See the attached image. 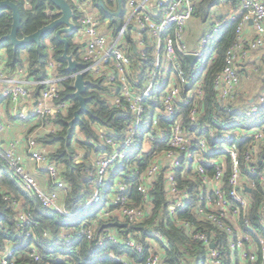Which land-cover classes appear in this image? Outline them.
Masks as SVG:
<instances>
[{"label": "built area", "instance_id": "obj_1", "mask_svg": "<svg viewBox=\"0 0 264 264\" xmlns=\"http://www.w3.org/2000/svg\"><path fill=\"white\" fill-rule=\"evenodd\" d=\"M198 1L125 0L121 7V12L124 9V22L114 31L113 26L106 25L95 13L92 0H67L76 19V34L83 37L76 57L83 65L81 71L85 77L106 84L113 94L110 105L123 108L130 117L126 122L125 137L121 140H117L114 132L99 128L102 146L109 147V152L95 158L93 192L80 210L102 204L100 187L107 183L111 174L116 173L117 168L121 171L113 181L106 206L96 211L97 217L91 223L80 222L73 233L63 231L65 243L84 237L94 241L95 249L108 242L137 252L143 251L145 245L135 238L125 239L110 231L98 235L97 222L108 221L103 225L106 227L114 221L127 222L128 225L141 222L152 209L149 193L152 180L163 171L168 215L176 219L180 212L192 211L197 221L212 226L213 230L209 231L187 220L177 222L205 248L206 256L199 264H223L225 260V264H264V239L255 238L247 217L250 205L248 195L258 183L243 174L239 150L241 143H248L242 152V160L248 164L246 170L256 176L260 186H263L264 172L257 169L261 160L255 152L264 142V130L218 131L214 124L200 118L197 102L203 97V72L200 70L194 79L186 78L180 58L187 59V55L193 54L195 62L192 64L187 60L196 68L210 40L222 29L225 20L216 19L215 24L204 32L201 51H187L183 36ZM238 11V15L234 13L228 17L230 20L239 18L235 30L236 42L227 51L224 68L214 81L219 98L225 102L231 101L237 94L241 82L238 69L241 61L251 51L264 46V0H240ZM249 22H252L253 35L245 37V26ZM3 51L0 50V83L4 88L0 92V102H7L12 115L29 126L25 139L13 138L2 144L7 124L0 115V154L19 177L24 191L34 194L43 207L73 218L75 213L67 211L61 204L66 187L58 165L42 151L37 141L43 133L56 130L45 117L66 114L71 107L70 102L59 98L60 89L55 76L57 64L49 62L46 67L48 77L32 81L26 77L25 66L13 71L6 68ZM130 54L136 58L135 62ZM33 84L41 85L42 89L37 98H32L34 106L23 112L19 106L23 100L31 101L30 86ZM183 106L191 107L186 116ZM263 106L264 96H261L247 105L245 115L253 116ZM140 137L141 153L147 155V162L142 172L135 166L130 170L131 178L140 182L136 190L141 202L135 203L127 184L131 179L124 175L123 165L130 147ZM156 143L162 144L163 148L154 149ZM21 145L25 146L30 160L45 172L50 184L48 190L40 186L19 156ZM227 164L230 167L228 175ZM177 173L181 177L189 175L194 187H180ZM260 223L264 228V215ZM34 224L29 213H17L16 226L25 236L32 235ZM217 233L224 235L225 240L221 241ZM151 235L161 240L159 233L151 231ZM146 240L151 242L154 239ZM17 249L18 246L12 244L5 251H0V264H14ZM27 255L35 262L40 258L35 247H31ZM123 264L128 262L123 261ZM144 264L163 262L159 253L149 252Z\"/></svg>", "mask_w": 264, "mask_h": 264}, {"label": "trees", "instance_id": "obj_2", "mask_svg": "<svg viewBox=\"0 0 264 264\" xmlns=\"http://www.w3.org/2000/svg\"><path fill=\"white\" fill-rule=\"evenodd\" d=\"M9 1L15 3L20 11L21 25L17 34L19 38L35 32L59 15L49 0ZM239 1L200 0L195 4L193 16L206 22L213 15H217L213 9L220 5L226 6L229 11H237L238 15ZM92 2L93 9L101 21H109V24L114 27V31L121 27L124 22V9L119 16L113 14L117 11L116 0H103L107 11L100 6L99 0H92ZM124 3L125 0H121V4L124 5ZM50 10L55 12L51 13ZM109 11L112 13H108ZM217 19L225 20V24L212 37L206 49L207 59L201 69L203 72V97L197 102L200 118L214 124L218 131L264 130V106L255 115L247 116L245 108L249 105L248 97L238 93L231 101L225 102L219 98L214 87L216 77L224 68L226 53L236 42L235 30L239 22V18L230 20L225 14L220 15ZM72 20L76 23L75 18ZM11 24V11L7 8L0 10V38L10 32ZM76 33L77 31L74 34L63 35L69 41L68 53L75 58L78 56V49L81 46V43L73 41V35ZM0 50L5 51L6 68L9 71L25 66L26 77L32 81L48 77L46 67L49 62L53 61L57 64L55 76L60 89L59 98L61 101L70 102L71 107L66 114L45 117L56 130L43 133L37 138V141L41 146L53 145L56 147L54 151L48 153V156L57 163L61 179L65 183L66 189L62 194L61 204L67 211L74 212L78 206L85 203L93 192L96 179L95 158L101 153L109 152V147L102 146L99 128L114 132L117 140H121L125 137L126 122L130 116L123 108L110 105L113 94L106 84L85 77L92 81V85L87 87L85 93L88 98L86 107L89 112L81 115V121L75 124L70 139L67 141L65 138L68 121L73 118V112L77 110L79 103L73 95L74 78L67 71L66 60L62 58L64 44L58 41L52 33L41 38L39 49L36 48V44L32 43L14 51L11 42L4 39L0 41ZM130 56L135 62L136 58L132 54ZM180 62L186 78L190 80L196 78V68L191 66L186 58H180ZM30 87H32L30 95L37 98L42 86L33 84ZM190 108V106H183L182 110L185 116ZM141 141V137L137 138L135 144L130 147L128 157L123 165L124 175L131 179L127 184L131 199L135 203L141 202V196L136 190L140 182L138 179H134L133 175L131 178L130 170L135 166L142 172L146 165L147 155L141 153ZM247 144L245 142L239 146L240 165L243 174H247L250 179H255L258 183L257 188L248 195L250 205L247 217L251 228L254 229L252 233L255 238L264 239V228L260 223V219L264 215V185L260 186L256 176L246 170L248 164L242 160V152ZM153 147L156 150L163 148L159 143L154 144ZM255 156L261 160L257 163V169L264 172V142L258 146ZM117 169L116 173L109 176L107 183L100 187L106 190L101 192L102 204L90 209L92 210L91 215L84 221L91 223L97 217L96 211L106 206L107 196L112 192L113 181L121 171V168ZM210 171L212 172V170ZM229 171L230 167L227 164L226 175L229 174ZM177 176L180 187L188 186L190 189L194 187L189 175L181 177L180 173H177ZM149 193L152 199V209L141 222L129 223L123 229L103 226L108 221L98 220L97 222L98 235L110 231L125 239L135 238L145 245L143 251L137 252L126 246L112 245L108 242H105L101 248L95 249L94 241H89L84 237L74 242L65 243L62 239L63 231L75 232L80 222H70L69 218L63 214L43 207L34 194L24 191L21 188L19 177L11 170L4 156L0 154V251L3 252L8 246L16 244L18 249L14 254V264H123V261H127L128 264H144L149 252L159 253L163 264H199L200 257L206 256L205 248L199 242L194 241L188 231L177 222L187 220L194 225H199L201 229L209 231L213 230L212 226L197 221L192 211L180 212L176 219L168 215L163 171L152 180ZM18 212L29 213L30 219L35 221L32 235L29 237L25 236L16 226ZM151 231L159 233L161 240H157L154 235H151ZM217 234L221 241L225 240L224 235ZM147 238L154 240L150 242L146 240ZM31 247H35L39 253L40 258L36 262L27 255ZM112 255L114 256L112 257ZM114 257L121 259L116 260ZM225 262L226 260L223 264Z\"/></svg>", "mask_w": 264, "mask_h": 264}, {"label": "water", "instance_id": "obj_3", "mask_svg": "<svg viewBox=\"0 0 264 264\" xmlns=\"http://www.w3.org/2000/svg\"><path fill=\"white\" fill-rule=\"evenodd\" d=\"M50 3L56 8L58 12V16L37 29L35 32L25 35L22 38L18 37V31L21 25V16L18 6L9 1L3 0L0 1V10L7 8L11 11L12 24L11 30L8 34L0 38V41L6 39L9 40L12 44V48L14 51L17 49H22L32 43L36 44V48L39 49L41 44V38L48 36L54 33V36L58 41L64 44V52L62 54V58L66 60V69L71 73V76L74 78L73 88H74V97L78 100L79 107L77 110L73 112V118L68 121V129L66 140L68 141L71 136V131L73 130L75 124L81 121V115L88 113V109L86 107V102L88 98L85 96L87 91V87L92 85V81L90 79H86L84 73L81 71L83 65L72 55L69 54L67 49L69 45V41L64 34H74L75 31L78 30L77 25L73 22V11L70 4L67 0H49ZM100 6L107 11L106 6L103 3V0H99ZM121 0H117V11L113 13L115 16H119L121 13ZM112 13V12H108ZM74 36V35H73ZM187 59L193 64L196 60V57L193 54L187 55ZM247 192H250V189H246ZM111 227H127V222H110L107 224ZM210 247H213V244H210Z\"/></svg>", "mask_w": 264, "mask_h": 264}, {"label": "crops", "instance_id": "obj_4", "mask_svg": "<svg viewBox=\"0 0 264 264\" xmlns=\"http://www.w3.org/2000/svg\"><path fill=\"white\" fill-rule=\"evenodd\" d=\"M234 14L231 12V15ZM229 17V16H228ZM106 25H109V21L104 20L103 21ZM253 35V29H252V22H249L245 26V37H252ZM73 41L77 43L83 44V37L80 34H75L73 36ZM3 56L6 57L5 52H2ZM262 66H264V46L253 50L249 53V56L242 60L241 63L238 66L240 76L242 78H246L247 80H250L251 73H254V70H260L262 72ZM264 78V73L262 74V79ZM4 86L0 83V92L3 90ZM245 95V94H244ZM246 96V95H245ZM264 96L260 95L259 97ZM248 97V102L256 101L254 97L251 96H246ZM258 97V98H259ZM32 96H30L31 101L23 100V102L20 104L19 108L24 112L29 111L33 106H34V101L32 102ZM0 115L2 119L6 122L7 128L5 132L3 133V138H2V144H5L8 140L13 139V138H21L25 139V136L28 134L27 128L29 124H25L21 120L16 119L10 110V106L7 104V102H0ZM33 124V121H32ZM40 148L42 149L43 152L49 153L55 150V146L53 145H44L41 146ZM18 154L23 159L25 162L30 174L37 180V182L45 188V190H48L50 188V184L48 180L46 179V174L45 172L40 169L32 160L29 158V154L25 148V146L21 145L18 148ZM111 227V226H109ZM118 228V227H117Z\"/></svg>", "mask_w": 264, "mask_h": 264}, {"label": "rangeland", "instance_id": "obj_5", "mask_svg": "<svg viewBox=\"0 0 264 264\" xmlns=\"http://www.w3.org/2000/svg\"><path fill=\"white\" fill-rule=\"evenodd\" d=\"M105 5V4H104ZM106 6V5H105ZM117 7V0H116V6ZM115 10V8H113ZM214 13L217 14L216 16L213 15L209 20L206 22H203L199 18L192 17L187 24L186 30L184 32V41L186 42L187 51L189 52H198L201 51V39L208 29H210L214 24L215 20L220 16L225 14L226 17L231 15L232 11H229V9L224 6L220 5L217 8L213 9ZM237 11H233V13H236ZM205 55L207 54V51H204ZM203 56L199 61L197 62L196 70L197 74L202 69L204 62L207 59V55ZM254 73H251L250 80H247L246 78H242L241 76V82L238 87L237 94H245L246 96L254 97L255 99H258L260 95L264 94V78L262 79V74L264 73V66H262V72L258 70H254ZM236 94V95H237ZM104 190V188H101V192ZM81 206H78L73 213H76V216L74 218H69L70 222L77 223V222H84V220L91 215L92 210H80ZM204 259V256L200 257V261L202 262Z\"/></svg>", "mask_w": 264, "mask_h": 264}, {"label": "clouds", "instance_id": "obj_6", "mask_svg": "<svg viewBox=\"0 0 264 264\" xmlns=\"http://www.w3.org/2000/svg\"><path fill=\"white\" fill-rule=\"evenodd\" d=\"M82 210H88V209H82ZM74 216H76V215H74Z\"/></svg>", "mask_w": 264, "mask_h": 264}]
</instances>
